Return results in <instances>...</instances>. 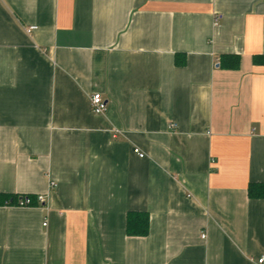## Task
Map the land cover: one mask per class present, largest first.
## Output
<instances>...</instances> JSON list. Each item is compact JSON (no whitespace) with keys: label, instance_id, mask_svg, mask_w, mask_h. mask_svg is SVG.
Listing matches in <instances>:
<instances>
[{"label":"crops","instance_id":"0c3cea01","mask_svg":"<svg viewBox=\"0 0 264 264\" xmlns=\"http://www.w3.org/2000/svg\"><path fill=\"white\" fill-rule=\"evenodd\" d=\"M261 54L264 0H0V194L45 196L0 205V264H258Z\"/></svg>","mask_w":264,"mask_h":264},{"label":"trees","instance_id":"16d2710c","mask_svg":"<svg viewBox=\"0 0 264 264\" xmlns=\"http://www.w3.org/2000/svg\"><path fill=\"white\" fill-rule=\"evenodd\" d=\"M176 62L178 65L186 62V56L183 58L178 54ZM221 65L228 68H238L240 65V57L235 54H223L221 56ZM254 63L264 65V54L254 57ZM248 193L251 198H264V183H250ZM20 196L14 194H0V205H16ZM32 203L37 204L36 196L29 195ZM127 233L131 236H146L150 232V215L144 211H130L127 215Z\"/></svg>","mask_w":264,"mask_h":264},{"label":"built area","instance_id":"2783aa9c","mask_svg":"<svg viewBox=\"0 0 264 264\" xmlns=\"http://www.w3.org/2000/svg\"><path fill=\"white\" fill-rule=\"evenodd\" d=\"M36 28L37 26L35 25L29 26L28 32H31L35 30ZM90 107H91V110L95 113H104L107 110V100L103 98V95L101 92H95L90 96ZM176 126H177L176 123H172L170 125L171 128H175ZM136 151L139 152V149H136ZM139 155L143 157L144 153H140ZM50 184L52 188H54L57 185L54 181L50 182ZM36 198H38L37 204H33L32 198L28 194H25L23 196H20V198L18 199L16 203V206H21V207L41 206L45 201L44 195H37ZM44 225H46V223H44ZM256 261L258 264H264V254L256 258Z\"/></svg>","mask_w":264,"mask_h":264}]
</instances>
